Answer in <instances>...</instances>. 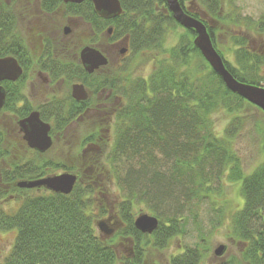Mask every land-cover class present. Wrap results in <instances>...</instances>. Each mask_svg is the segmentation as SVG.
Instances as JSON below:
<instances>
[{
	"label": "trees",
	"instance_id": "1",
	"mask_svg": "<svg viewBox=\"0 0 264 264\" xmlns=\"http://www.w3.org/2000/svg\"><path fill=\"white\" fill-rule=\"evenodd\" d=\"M178 1L185 13L204 23L222 59L212 23L229 29L235 65L223 59L225 68L238 82L264 88V52L253 51L240 31L244 28L248 36L264 39V15L255 22H242L234 11L225 12L230 6L224 10L223 0ZM119 2L122 14L104 20L89 0L78 5L41 0L44 12L63 6V17H78L90 26L93 39L88 38L86 45L102 51L98 44L121 43L127 49L124 59L147 57L153 66L145 79L130 78V73L124 77L112 74V64L106 75L76 72L75 78L93 94L91 99L82 104L63 102L41 111L44 121L53 120L51 134L62 145L70 143L65 137L73 124L92 126L89 133L71 142L72 166L51 158L56 142L42 154L27 147L17 135V121L31 108L15 105L17 84L2 83L6 91L3 112L11 116L14 132L0 124V204L7 197L19 203L11 212L0 205V231H15L3 264H149L151 253L166 251L183 234L185 213L209 202L223 182L240 186L242 204L228 222L230 239L239 248L238 264H264V161L245 173L233 145L243 124L244 107H256L226 89L193 46L195 33L173 19L165 0ZM187 2L196 4L197 10H188ZM12 4L0 5V57L13 55L27 67L29 59L24 61L26 53L15 28ZM108 28H112L110 36ZM179 30L183 33L178 34ZM169 32L178 41L166 49ZM47 56L43 52L42 57ZM127 67L125 64L124 71ZM64 69L62 74L71 80ZM219 113L229 119L222 137L214 132L213 119ZM65 172L77 176L69 195L43 188L35 194L38 189L16 186L18 181ZM109 185L115 187V213L123 228L112 239H103L96 223L107 216L110 207L96 205L103 203L100 197ZM136 206L139 212L157 218L158 227L152 234L134 228ZM115 239L130 245V258L119 255ZM202 243L166 257L167 264H202L206 254Z\"/></svg>",
	"mask_w": 264,
	"mask_h": 264
},
{
	"label": "rangeland",
	"instance_id": "2",
	"mask_svg": "<svg viewBox=\"0 0 264 264\" xmlns=\"http://www.w3.org/2000/svg\"><path fill=\"white\" fill-rule=\"evenodd\" d=\"M11 2L13 4L10 9L13 15H17L18 18L20 14L24 15V12L29 13L30 7H33V5L31 6V3L34 2V0H0V5L6 4L9 6ZM223 2L224 10L228 9V6H230L229 11L227 10L225 12L234 11L239 16V19L242 22L244 21L243 19H250L252 22H255L260 18V16L264 15V0H223ZM193 5H190L189 2L185 4L188 10L194 9L196 11L198 7L196 6V4ZM67 19L68 17H63L62 12L60 11V15H58L57 17V21L59 22V25L56 26L57 29L53 26L52 29H50L49 31L46 30L44 33H46L48 36L50 33L51 37L49 39L60 43L62 47L68 45V43H70L71 41L76 42L74 43L76 45H86V41L88 38L93 39V32L91 31L90 26L85 24L80 19L79 21L67 24ZM212 24L215 28L216 40L219 43L220 50L223 53V59L230 64L235 65L234 56L232 51L230 50V44L228 42V35L230 34L228 33L229 29L221 23L213 22ZM67 26L70 30V34L68 37L67 35L65 36L63 34V29ZM18 30L20 35L25 37L28 42L34 41V39L39 36V34L44 35L41 32L38 34L37 32H35L36 30L31 31L29 35L28 28L22 27L21 24L19 25ZM240 31L242 34H239L245 37L247 36L249 40V46L253 51L264 52V39L259 38L256 35L248 36L244 32V28H242ZM180 33H183V31L179 30L178 34ZM104 36H101L99 38V41H101ZM29 37L31 39H29ZM177 41V35L173 32H169L165 39L166 49L173 47L177 43ZM98 46L101 47L100 49L102 50L103 54L108 57L110 61L109 66L112 64V67L110 68L112 69V74H120L121 77H124V75L127 74L128 76V73H130V78L143 77L145 79L152 70L153 66L151 62L147 60V57H127L124 59V55L121 59V55L119 54V50L121 48L118 43H113L112 48H110L109 50L106 47L101 46L100 44H98ZM125 64L128 66L126 68V71H124ZM109 66L106 69V72L108 71ZM261 75L264 77V67L261 68ZM28 85L32 86L28 87L27 93L31 92L32 94L37 88L36 79L32 78L31 83ZM33 96L34 95H32L31 98ZM37 97L39 98L40 96L37 95ZM241 116L244 118L243 124L236 135L233 145L242 160V169L245 170V173H251L261 162L264 161V114L261 110H258L254 107L245 106ZM213 121L215 125V134L218 137H222L224 129L227 127V124L229 122L228 117H226L222 113H219L214 116ZM0 123H4L3 126L5 128L8 126L11 133L14 132L12 131L13 128L9 125L10 122L8 121V119H4L3 121H0ZM91 127V125L89 127L85 123H76L72 125L71 129L65 137V139H67L66 141L70 143L62 145V141L55 139L56 143L53 145V148L50 152L51 158L53 157L56 160L65 161V164L72 166V160H69V157H72V147H70L72 146L71 142H76L78 136L81 137L89 133L91 131ZM50 176H53V174ZM96 186L97 185L94 184V189L98 188H96ZM239 187V185L234 183L231 184L223 182L222 185L216 189L217 191L212 194L209 202H203L199 203L198 206H193L192 211L186 212L185 216L183 217L186 220H183V234L175 239V241L172 242L171 246L166 251L162 253H151V255L148 257L149 264H167L166 257L178 256L183 252V249L185 247L194 248L201 244V240L203 241L202 246L204 247L202 248L203 250H206V254L202 264H228L230 262H232L233 264H238L237 256L239 248L238 245L236 243H233L230 239L228 222L229 217L233 213L235 208H240L242 204ZM104 190L105 193L103 194V197H100L103 200V203L98 202V205H96V207L100 205V208L101 205L105 206L106 204L107 209L108 207H110V209H108L110 210V212L108 211L109 213L107 214V216L98 218L97 221L107 219V217L110 216L112 218L111 224H113L114 221L117 222L118 226L115 230V232H117L118 230L123 228V224L115 213V206L117 204L115 187L114 185H109L108 188H105ZM106 192H109V195H107ZM34 193H42V190L38 189L37 191H34ZM17 202L18 201H15V199L13 200L12 198L7 197L1 201L0 205L6 212H11L17 208L19 204ZM137 208L138 207L136 206L134 218H136L140 214H147L139 212ZM108 227H110V225H108ZM113 237L114 235L108 239H112ZM14 239L15 231H0V264H3V261L11 250ZM117 240L118 239H115L114 243L117 247L119 255L130 258L132 256V254L129 252L130 245L126 242L119 243ZM220 245L225 246V251L221 257H215L213 252Z\"/></svg>",
	"mask_w": 264,
	"mask_h": 264
},
{
	"label": "water",
	"instance_id": "3",
	"mask_svg": "<svg viewBox=\"0 0 264 264\" xmlns=\"http://www.w3.org/2000/svg\"><path fill=\"white\" fill-rule=\"evenodd\" d=\"M86 0H63L64 3L81 4ZM95 13L104 20H112L122 14V8L119 0H89ZM168 10L173 19L184 29L192 30L195 33L193 46L197 48L209 64L210 68L220 76L226 89L246 100L251 105L260 109L264 113V88L260 86L244 84L238 82L227 71L223 59L219 56L213 47L209 32L200 20L189 16L181 7L178 0H165ZM70 33L69 27L63 29L66 36ZM112 34V28L107 29V35ZM120 46L119 54L124 56L126 48ZM126 47L125 43L123 44ZM80 62L83 69L92 74L94 71L108 64L107 58L93 47H84L80 52ZM22 70L13 57L0 58V111L5 102V91L1 86L4 81L14 82L19 79ZM72 96L78 102L87 99V93L82 85L72 86ZM17 127L22 135L23 141L27 147L38 153H45L52 146V139L49 136L50 125L40 119L38 112H31L27 117L17 122ZM77 182V176L69 173H61L53 176H46L37 180H22L16 183L21 189H40L43 188L52 193L69 195ZM112 218L100 220L96 223V228L103 239H108L114 235L117 228V222L111 224ZM110 225V227H108ZM134 228L143 234H152L158 227L157 218L148 214H140L133 221ZM225 251V246H218L213 254L215 257H221Z\"/></svg>",
	"mask_w": 264,
	"mask_h": 264
},
{
	"label": "flooded vegetation",
	"instance_id": "4",
	"mask_svg": "<svg viewBox=\"0 0 264 264\" xmlns=\"http://www.w3.org/2000/svg\"><path fill=\"white\" fill-rule=\"evenodd\" d=\"M61 2L62 4L64 3L63 0H61ZM40 4H41V0H34V2L31 3V6L33 5V7L32 8L30 7L29 13L24 12L23 13L24 15L20 14L18 18H17V15H14L15 28L17 29L18 33H19L18 27L21 24L22 27L28 28L29 35H30V32L33 30H36L35 32H37L38 34L40 32L44 34V35L39 34V36H37L34 39V41L28 42L26 38L21 36L19 33V35L22 37L24 52L26 53V57H24L25 58L24 61H27L29 59L28 66L25 67L13 55H8L4 57H13L22 70V74L20 75L19 79H17L14 82L7 81L8 83H13V84L18 85L19 100L15 103V105L18 108L22 105H27L28 107H30L31 110L29 111L28 114H30L31 112L39 113L40 119L43 122H46L50 125L49 136L52 139V145H53V143L56 141L55 138L51 134L52 127L54 126L53 125L54 122L53 120L52 121L50 120L49 122L44 121L41 118V111L50 110L54 106H58L59 104H62L63 102L65 103L68 101H72L76 104H82L88 101L89 98L91 99L93 94L89 91V89L82 82H80L79 80L75 78L76 72H83V73H86L87 75L110 74L109 71L106 72V69L108 68L110 61L108 57L104 55L102 51L99 50L107 58L108 64L94 71L92 74H88L81 65L80 52L84 47H87V46L93 47V46L76 45L74 44L76 42L71 41L70 43H68L69 46L65 45L62 47L60 43L49 39L51 37L50 33L48 36L44 32L46 30L49 31L50 29L53 28V26L56 28V26L59 25V22L57 21V17L58 15H60V11L62 12V16H63L64 8L63 6H59L57 8L55 7L52 12L46 13L41 9ZM64 4H71V3H64ZM76 21H79L78 17H68L67 24H70ZM69 34L67 35V37L69 36ZM29 39L31 38L29 37ZM104 46L108 50L112 48V44L106 43ZM47 49H49V51H47ZM43 52L49 54V56L42 57ZM0 58H3V57H0ZM120 58L122 59L123 56H121ZM38 60H40V64H38ZM31 61H33L34 63L33 65ZM63 65H65V69ZM61 69L65 70V72L68 74V75L66 74L67 76H72V79L68 80L66 76L62 74ZM32 78L36 79L37 88L31 94V92L30 93H27V92H28V87L32 86V85H28L31 83ZM2 83H1V86L3 87ZM73 85H82L84 87L87 93V99L85 101L78 102L73 98L72 96V86ZM102 94H103V91H101L98 94V99ZM32 95L34 96L31 98ZM37 95H39L40 97L38 98ZM5 103H6V91H5L4 106H5ZM4 106L0 111L1 113L0 121H3L4 119H8V121L10 122L9 125L11 127V125L13 126L12 120L10 118L11 116L3 112ZM28 114L24 116L23 118L27 117ZM0 124L2 128H5L3 126L4 123H0ZM6 128L9 129L8 126ZM17 135L22 139V135H20L18 131H17Z\"/></svg>",
	"mask_w": 264,
	"mask_h": 264
}]
</instances>
